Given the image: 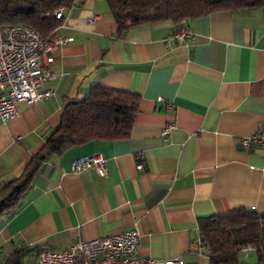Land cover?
<instances>
[{
	"label": "crops",
	"instance_id": "obj_1",
	"mask_svg": "<svg viewBox=\"0 0 264 264\" xmlns=\"http://www.w3.org/2000/svg\"><path fill=\"white\" fill-rule=\"evenodd\" d=\"M187 24L194 38L167 47L171 22L118 34L105 0H77L64 11L54 33L72 41L54 52L55 78L45 84L53 95L18 102L16 115L0 120V186L22 175L65 106L91 87L138 94V110L127 137L71 146L40 166L19 205L0 215V264L19 248L22 264H36L43 246L133 228L140 256L209 264L190 248L199 219L239 207L264 215V159L239 144L264 129V7ZM94 152L107 160L104 177L71 171L73 160Z\"/></svg>",
	"mask_w": 264,
	"mask_h": 264
},
{
	"label": "trees",
	"instance_id": "obj_2",
	"mask_svg": "<svg viewBox=\"0 0 264 264\" xmlns=\"http://www.w3.org/2000/svg\"><path fill=\"white\" fill-rule=\"evenodd\" d=\"M118 34L130 26L171 22L177 25L217 11L236 12L264 7V0H105ZM74 0H0V25L22 24L48 37L61 24L54 12L69 8ZM138 94L104 87H91L87 94L70 101L58 124L45 136L41 149L30 159L18 178L0 186V215L19 205L33 175L50 158L67 148L94 140L112 141L128 136L138 110ZM198 235L210 250L209 264H264V215L239 207L209 215L198 221ZM250 246L254 263L238 260V253ZM26 252L19 248L4 264H22Z\"/></svg>",
	"mask_w": 264,
	"mask_h": 264
},
{
	"label": "built area",
	"instance_id": "obj_3",
	"mask_svg": "<svg viewBox=\"0 0 264 264\" xmlns=\"http://www.w3.org/2000/svg\"><path fill=\"white\" fill-rule=\"evenodd\" d=\"M74 0L71 6L76 3ZM70 6V7H71ZM69 7V8H70ZM69 8H59L54 12L56 19H62ZM194 32L181 20L176 29L164 39L167 47L172 43L185 44L194 38ZM72 41V38L52 32L48 37H41L27 25H0V120H11L17 113L16 104L27 105L42 102L53 95V90L45 84L55 78L50 65L54 60L55 50ZM163 98H159L162 101ZM172 124L162 128L161 137L168 139ZM243 147H255L264 159V129L241 137ZM141 152L134 154L141 157ZM107 160L100 152H94L71 162L74 173L82 169H92L98 178L106 175ZM142 169V164H136ZM139 233L133 228L116 234H109L90 240H78L60 248L43 246L36 252V264H184L181 259L160 260L138 255ZM192 252L208 256L210 250L201 242L200 236L190 246ZM251 247L242 249L246 252Z\"/></svg>",
	"mask_w": 264,
	"mask_h": 264
},
{
	"label": "rangeland",
	"instance_id": "obj_4",
	"mask_svg": "<svg viewBox=\"0 0 264 264\" xmlns=\"http://www.w3.org/2000/svg\"><path fill=\"white\" fill-rule=\"evenodd\" d=\"M237 257L238 260L243 263H254L256 260V254L254 250H249L247 256H244L242 252H239Z\"/></svg>",
	"mask_w": 264,
	"mask_h": 264
}]
</instances>
